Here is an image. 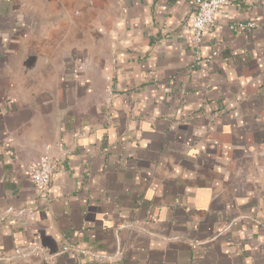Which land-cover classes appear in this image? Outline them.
<instances>
[{
	"label": "crops",
	"instance_id": "1",
	"mask_svg": "<svg viewBox=\"0 0 264 264\" xmlns=\"http://www.w3.org/2000/svg\"><path fill=\"white\" fill-rule=\"evenodd\" d=\"M191 19L0 0V264H264V0Z\"/></svg>",
	"mask_w": 264,
	"mask_h": 264
},
{
	"label": "built area",
	"instance_id": "2",
	"mask_svg": "<svg viewBox=\"0 0 264 264\" xmlns=\"http://www.w3.org/2000/svg\"><path fill=\"white\" fill-rule=\"evenodd\" d=\"M225 4H228V0H189L192 19L187 27H189L192 32L195 55L197 57L199 56V47L202 43L203 36L207 30L216 27V15L220 7ZM252 26L253 23L249 22L238 25L231 24L230 28L241 30ZM213 54H215V52ZM56 167L55 162L48 155H43L36 159L29 172V177L39 192H44L49 188ZM68 247L69 245L65 244L62 246V250H67Z\"/></svg>",
	"mask_w": 264,
	"mask_h": 264
}]
</instances>
